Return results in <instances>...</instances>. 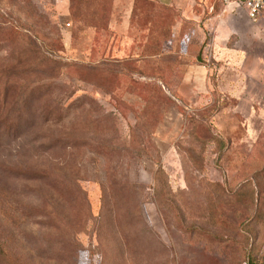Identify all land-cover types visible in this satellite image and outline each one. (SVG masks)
<instances>
[{
	"label": "rangeland",
	"instance_id": "374dc122",
	"mask_svg": "<svg viewBox=\"0 0 264 264\" xmlns=\"http://www.w3.org/2000/svg\"><path fill=\"white\" fill-rule=\"evenodd\" d=\"M0 264H264V16L0 0Z\"/></svg>",
	"mask_w": 264,
	"mask_h": 264
},
{
	"label": "built area",
	"instance_id": "2783aa9c",
	"mask_svg": "<svg viewBox=\"0 0 264 264\" xmlns=\"http://www.w3.org/2000/svg\"><path fill=\"white\" fill-rule=\"evenodd\" d=\"M244 8L250 19L256 21L264 16V0H224Z\"/></svg>",
	"mask_w": 264,
	"mask_h": 264
},
{
	"label": "crops",
	"instance_id": "0c3cea01",
	"mask_svg": "<svg viewBox=\"0 0 264 264\" xmlns=\"http://www.w3.org/2000/svg\"><path fill=\"white\" fill-rule=\"evenodd\" d=\"M150 1H153L160 6H163L166 8H172L174 10H178L184 13L191 11L194 5L197 3V0H150ZM236 6L240 7L238 5ZM244 11L247 14L245 9Z\"/></svg>",
	"mask_w": 264,
	"mask_h": 264
},
{
	"label": "trees",
	"instance_id": "16d2710c",
	"mask_svg": "<svg viewBox=\"0 0 264 264\" xmlns=\"http://www.w3.org/2000/svg\"><path fill=\"white\" fill-rule=\"evenodd\" d=\"M256 177V176H254ZM257 178V177H256ZM257 181V180H256ZM253 185V188H252V191L248 193V201H249V204L252 205L254 208H258V204L260 203V205L262 204L261 203V198H259V195L256 194L255 192V189H256V185L255 184H252ZM258 193V191H257ZM261 193V192H260ZM256 209L254 210V213L253 215L250 217V219H254L256 218L255 214L257 213L256 212Z\"/></svg>",
	"mask_w": 264,
	"mask_h": 264
}]
</instances>
